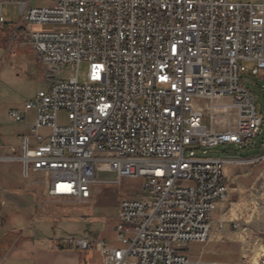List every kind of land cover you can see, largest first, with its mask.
Here are the masks:
<instances>
[{"label": "built area", "instance_id": "obj_1", "mask_svg": "<svg viewBox=\"0 0 264 264\" xmlns=\"http://www.w3.org/2000/svg\"><path fill=\"white\" fill-rule=\"evenodd\" d=\"M20 12L32 24L53 27L31 33L43 63L75 67V75L8 111L10 121L29 130L21 154L8 159L20 162L25 178L49 175L51 197L78 203L91 199L98 171L115 173L118 183L146 180L148 198L119 204L118 244L75 237L63 245L93 246L101 264H220L188 251L212 236L213 212L228 196L231 160L197 151L241 145L264 127V105L259 111L241 64L254 61L253 75L264 70V0L23 1ZM82 63L88 64L84 83ZM223 97L231 102L213 103L212 119L221 109L230 123L234 112L235 126L210 129L197 102ZM43 128L50 130L47 142ZM224 227L220 222L216 229Z\"/></svg>", "mask_w": 264, "mask_h": 264}, {"label": "rangeland", "instance_id": "obj_2", "mask_svg": "<svg viewBox=\"0 0 264 264\" xmlns=\"http://www.w3.org/2000/svg\"><path fill=\"white\" fill-rule=\"evenodd\" d=\"M47 0H33L32 6L42 5ZM49 1V0H48ZM231 2H255L260 0H230ZM16 14L17 22L21 15ZM30 30L52 29V26L29 24ZM11 41V40H10ZM248 71L243 73L245 86L252 89L257 97V107L263 110L264 105V70L258 75H253L256 66L254 61L241 62ZM88 64L82 63L79 67L78 80L84 83L87 80ZM75 75V67L56 70L43 63L35 49L29 44L16 42L10 47L0 48V130L3 135H9L0 143V226L9 227L13 224L17 229L27 230L29 218L23 217L20 207L26 205L29 197H34L50 210L69 207L67 204L49 203L43 200L51 197L45 187L49 183V175L44 173L32 174L25 178L21 173V165L17 160L8 159L21 154L20 134H29L24 123L13 122L8 119L7 110L10 107H23L27 100L34 98L42 89H49L54 81L69 78ZM12 77L10 86L6 78ZM11 89V90H10ZM11 91H13L11 96ZM231 102L230 97H223L216 101L200 100L197 103L205 112L204 122L208 127L223 131L235 126V113L228 122L227 113L221 109L216 113L217 118L212 119L210 106ZM30 121H33L34 111L29 112ZM60 122L65 121L62 114ZM40 134L47 142L50 130L43 128ZM2 135V134H1ZM32 142L35 141L31 136ZM17 146L10 148V146ZM15 150V152L13 151ZM198 156H208L231 160L225 165V173L232 184L230 198L227 196L217 206L212 215L213 231L217 223L223 222L225 227L218 237H213L206 243H192L189 253L193 258L202 260H219L221 264H264V127L252 141L241 145L220 144L208 148L207 155L197 151ZM229 170V172H227ZM97 182L92 188V198L86 203L59 199L63 203L74 204L70 208L80 213L75 218L62 220L46 219L44 228L48 238L46 243L58 244L68 238L86 236L91 239H107L116 241L115 224L119 213V204L124 199H146L148 192L144 190V178H125L120 183L113 172L98 171ZM235 207V209H233ZM235 210V211H234ZM13 213L12 215H10ZM37 220L34 224H38ZM237 224L238 227H233ZM32 229V228H31ZM32 230H29V237ZM220 232V231H218ZM28 235V234H27ZM44 236V235H42ZM34 239H29V244H37ZM60 245V243H59ZM4 258V257H3ZM2 258V259H3ZM0 259V263L2 261ZM6 260V257H5ZM4 260V261H5ZM5 263V262H4ZM3 263V264H4ZM30 264V263H29Z\"/></svg>", "mask_w": 264, "mask_h": 264}, {"label": "crops", "instance_id": "obj_3", "mask_svg": "<svg viewBox=\"0 0 264 264\" xmlns=\"http://www.w3.org/2000/svg\"><path fill=\"white\" fill-rule=\"evenodd\" d=\"M23 1H26L30 3V5H32L31 3L33 0H0V48H2L3 46H7L9 43H10V47H12V45L16 42H19L20 44H24L26 45V47H29V44H31V46L33 47L31 41V33L33 31L30 30V25H29L32 23H30L25 18H22V14L20 12V2ZM47 4H48V0L39 6H45ZM18 11L20 12L19 14L21 15V19L17 22L16 14H18ZM11 79L12 77H8L5 79L9 86H10L9 83H11L10 81ZM12 93L13 91H11V96ZM23 107L21 108L10 107L7 111H9L10 109H22ZM28 116H30L29 113ZM24 127L28 130V127L25 124ZM3 134H4L3 130H0L1 144L5 141L4 139H7L9 137L8 134L7 135H3ZM22 135L23 134L19 135L20 139ZM15 147L17 146L14 145L10 146L11 149ZM227 172H229V170H227ZM225 174H226L228 189L231 192L232 184L229 182V179L227 178V173ZM45 189L48 192V185L45 187ZM230 192L228 196L231 198L232 195L230 194ZM46 198L47 199L43 201L49 202L50 204L51 203L54 204L61 203L62 205L67 204L69 207L50 210L43 204L42 201L39 200L37 201V199H35L34 197H29L28 203L20 207L23 217L29 218V228L27 230H23V229L19 230L17 229V227L13 226V224L7 225L9 226L7 228L2 225L0 226V259L6 257V260L4 261L5 263L4 262L3 263L4 264H29V263L30 264H101L102 262L101 254L93 246L87 249H70L63 245L62 240L59 242L60 245L59 243L56 245L51 242L49 243L45 242L46 240L44 238H48L46 237L47 236V234H45L46 229L44 228V221L46 219H55L60 221L62 219H66V217L67 218L72 217L76 219V217L80 216V213L74 212L75 210L70 208L71 205H75L76 203L74 204L63 203L59 201V199L54 197H46ZM219 204H221L223 208L224 203L220 202L217 204V206ZM233 209H235V207ZM12 214L13 213H11L10 215ZM118 217H119V213L117 215V221H118ZM37 220H39L40 222L38 224H34ZM29 230H32L31 234L33 236L29 237ZM219 233L222 232H218L216 230L213 231L210 240L213 237H218L220 235ZM78 237L89 238L86 236H78ZM29 239L42 241L43 243L38 242L37 244L33 243L30 245ZM188 254L190 255L189 251ZM213 260L221 264L219 260L216 259Z\"/></svg>", "mask_w": 264, "mask_h": 264}, {"label": "bare ground", "instance_id": "obj_4", "mask_svg": "<svg viewBox=\"0 0 264 264\" xmlns=\"http://www.w3.org/2000/svg\"><path fill=\"white\" fill-rule=\"evenodd\" d=\"M225 105V104H224Z\"/></svg>", "mask_w": 264, "mask_h": 264}]
</instances>
